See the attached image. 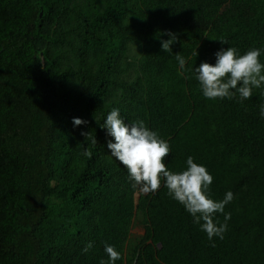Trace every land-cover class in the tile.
<instances>
[{"label": "trees", "instance_id": "16d2710c", "mask_svg": "<svg viewBox=\"0 0 264 264\" xmlns=\"http://www.w3.org/2000/svg\"><path fill=\"white\" fill-rule=\"evenodd\" d=\"M217 39L264 47V0H0V264H99L105 242L116 264H264V97L202 96L192 69ZM113 107L168 140L169 169L192 155L213 198L234 193L214 247L163 181L133 188L95 120Z\"/></svg>", "mask_w": 264, "mask_h": 264}, {"label": "clouds", "instance_id": "9594fccd", "mask_svg": "<svg viewBox=\"0 0 264 264\" xmlns=\"http://www.w3.org/2000/svg\"><path fill=\"white\" fill-rule=\"evenodd\" d=\"M166 35L168 39H163L161 33L157 37L160 38L163 52L171 53L178 37L172 31H166ZM217 40L228 46L214 53V62L205 60L192 69L202 96L208 100L237 99L243 103L252 97L253 90H259L260 96L264 97V61L260 59L264 56V47H250L241 51L229 46L226 39ZM175 59L179 68L184 70L188 58L177 53ZM259 118L264 119V102L259 105ZM95 120L108 137V153L126 168L134 189L141 194H153L161 188L163 181L167 195L183 206L191 216L192 223L206 233L213 247L214 238L224 239L231 220V213L226 212L225 207L233 201L234 193L228 190L222 199L213 198L211 185L214 177L206 165L188 155L184 168L175 171L169 169L165 162L171 152L168 140L143 119L126 120L118 107H113L107 113L103 123L96 117ZM72 123L80 126L88 121L73 117ZM82 134L91 144L97 143L96 136L89 132ZM83 154L88 158L92 156L87 150ZM218 214L223 216V222ZM91 248L93 242L89 241L82 251L87 253ZM103 250L106 258H100L99 264H116L122 259L121 252L113 244L105 242Z\"/></svg>", "mask_w": 264, "mask_h": 264}, {"label": "rangeland", "instance_id": "374dc122", "mask_svg": "<svg viewBox=\"0 0 264 264\" xmlns=\"http://www.w3.org/2000/svg\"><path fill=\"white\" fill-rule=\"evenodd\" d=\"M131 232L135 235H141L143 233V230L140 227H134Z\"/></svg>", "mask_w": 264, "mask_h": 264}]
</instances>
